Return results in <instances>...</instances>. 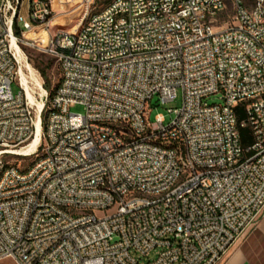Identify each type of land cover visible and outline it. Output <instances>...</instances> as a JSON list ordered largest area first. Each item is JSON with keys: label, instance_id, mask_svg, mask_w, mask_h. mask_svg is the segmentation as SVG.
<instances>
[{"label": "built area", "instance_id": "2783aa9c", "mask_svg": "<svg viewBox=\"0 0 264 264\" xmlns=\"http://www.w3.org/2000/svg\"><path fill=\"white\" fill-rule=\"evenodd\" d=\"M100 1L39 42L27 32L53 18L52 0H0V264H138L132 252L155 250L147 264H218L264 212V0ZM13 39L58 63L39 113ZM179 90L171 123L151 122V98ZM38 119L42 141L21 151Z\"/></svg>", "mask_w": 264, "mask_h": 264}, {"label": "rangeland", "instance_id": "374dc122", "mask_svg": "<svg viewBox=\"0 0 264 264\" xmlns=\"http://www.w3.org/2000/svg\"><path fill=\"white\" fill-rule=\"evenodd\" d=\"M256 0H245L247 6H252ZM95 3L90 5L89 0H61L60 3L54 2L53 9L55 11L53 18L42 28L35 29L31 33L27 34L29 38L37 40L39 42L46 40L47 32L57 33V32H73L75 29L79 28L82 21L86 20L93 12H96L102 7V1L95 0ZM22 12L26 13V1L23 3ZM23 39H25L22 36ZM18 45L22 52L23 57L25 60L31 64V66L35 69L37 77L40 79L42 86L44 87L45 80L42 77L40 71L37 69L36 66L43 68L46 70L47 78L50 84V90H47L48 93V100H50V92L54 89V87L58 84L59 80V67L58 63L56 62L55 58L50 56L49 54L44 53L43 51L39 50L37 47L31 46L26 44L24 41H19ZM15 54L18 59L17 52L15 50ZM19 61V59H18ZM20 68L21 63L19 62ZM40 73V74H39ZM27 75L31 76L28 71ZM31 76V87L33 89L34 96L37 100L43 101L45 100V93H42L40 89L37 88L35 80L32 79ZM45 88V87H44ZM13 91L19 92L20 88L16 83L12 84ZM42 93V94H41ZM42 99V100H41ZM29 100V99H28ZM209 104H222V99L220 98V94L212 95L208 97L206 100ZM31 105L33 106L35 112H37V106H34L31 100H29ZM182 104V93L179 90L178 98L173 102L162 103L161 99L158 95H154L151 100L149 101V119L151 122L155 121V117L157 115H162L164 117V124L168 125L171 123L172 119H174V114L169 111V109L179 108ZM47 103L43 115H45V125L47 119ZM72 113H84L85 108L83 105L75 104L71 107ZM237 118L242 120L245 118V106L240 105L236 109ZM240 139L241 145L246 150L254 143V138L252 135V131L250 128H243L240 130ZM252 153H248V156H251ZM35 156L32 157H20L19 161L21 162L20 165L22 168H26L30 165L32 160ZM114 210L109 211L113 213ZM99 216L104 215V212H99ZM264 224V212L261 215V218L258 220L257 225L261 226ZM256 231V238L255 235L253 236V257L256 260L257 264H264V235H261ZM133 255L138 260V264H147L148 261H152L156 259L159 255L158 251H152L148 256H142L135 252H132Z\"/></svg>", "mask_w": 264, "mask_h": 264}, {"label": "bare ground", "instance_id": "6f19581e", "mask_svg": "<svg viewBox=\"0 0 264 264\" xmlns=\"http://www.w3.org/2000/svg\"><path fill=\"white\" fill-rule=\"evenodd\" d=\"M60 1L61 0H52V4H54V2L60 3ZM31 32L32 31L27 32V34H29ZM14 37H15V35H14ZM13 47L16 50L19 62L21 63V68L19 70V80L21 82L22 87L25 90L27 99L31 100V102L33 103L34 106H37V113H39V111L43 107V103L41 101L37 100L34 96L35 92L33 91L32 87H31V84H32L31 80H30L31 76L33 77L32 79L35 80L37 88L40 89L42 91V93H45V88L42 86L40 79L37 77L35 69L23 57L22 52L20 50V47H19L18 43L15 42V39H13ZM27 71L31 75L30 77H29V75H27ZM41 141H42V127L40 126V122L38 119L37 131H36L35 136L31 139L30 145H28V147H26V149L24 148L21 151H28L29 152V149L32 150ZM26 154H29V153H26Z\"/></svg>", "mask_w": 264, "mask_h": 264}, {"label": "crops", "instance_id": "0c3cea01", "mask_svg": "<svg viewBox=\"0 0 264 264\" xmlns=\"http://www.w3.org/2000/svg\"><path fill=\"white\" fill-rule=\"evenodd\" d=\"M261 218V217H260ZM264 235V224L256 225L249 233L248 238L241 245L234 246L218 264H257L253 257V236L256 231Z\"/></svg>", "mask_w": 264, "mask_h": 264}, {"label": "trees", "instance_id": "16d2710c", "mask_svg": "<svg viewBox=\"0 0 264 264\" xmlns=\"http://www.w3.org/2000/svg\"><path fill=\"white\" fill-rule=\"evenodd\" d=\"M14 32H15V35L18 37V38H22V35H21V32L20 30L18 29L16 23L14 24ZM37 69L40 71L42 77L44 78L45 80V83H44V87L46 90H50V84H49V80L47 78V73H46V70L43 69V68H40L39 66H36ZM53 95V90L50 92V98L52 97ZM46 128V125H45V115H43V129Z\"/></svg>", "mask_w": 264, "mask_h": 264}]
</instances>
